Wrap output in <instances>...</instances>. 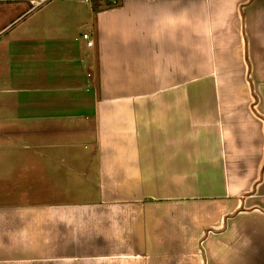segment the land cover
Instances as JSON below:
<instances>
[{
  "label": "crops",
  "instance_id": "crops-1",
  "mask_svg": "<svg viewBox=\"0 0 264 264\" xmlns=\"http://www.w3.org/2000/svg\"><path fill=\"white\" fill-rule=\"evenodd\" d=\"M28 9L0 2V264H264V0H128L90 48Z\"/></svg>",
  "mask_w": 264,
  "mask_h": 264
},
{
  "label": "rangeland",
  "instance_id": "rangeland-1",
  "mask_svg": "<svg viewBox=\"0 0 264 264\" xmlns=\"http://www.w3.org/2000/svg\"><path fill=\"white\" fill-rule=\"evenodd\" d=\"M2 1L4 0H0V2ZM55 4L71 5L72 9H70V11L68 9H54L53 12H51V9H49V12H44L47 7L49 8V6ZM31 14L32 15H29V17L33 16L34 19L38 20H40L41 17H51L52 19H54L55 23H58L60 25V29L71 37H75L76 35H78L81 38L83 32L92 31L91 23L94 11L93 8H91L88 4L75 1H52ZM28 20L29 22L32 21V17ZM49 22H51V19H49ZM55 26L56 24H54V27ZM61 26L63 27V29L61 28Z\"/></svg>",
  "mask_w": 264,
  "mask_h": 264
},
{
  "label": "built area",
  "instance_id": "built-area-1",
  "mask_svg": "<svg viewBox=\"0 0 264 264\" xmlns=\"http://www.w3.org/2000/svg\"><path fill=\"white\" fill-rule=\"evenodd\" d=\"M52 1H75L88 4L93 10H103L122 6L128 0H26L29 6L28 13L37 11ZM82 39L85 41L87 47H93L94 41L89 34L84 33Z\"/></svg>",
  "mask_w": 264,
  "mask_h": 264
},
{
  "label": "trees",
  "instance_id": "trees-1",
  "mask_svg": "<svg viewBox=\"0 0 264 264\" xmlns=\"http://www.w3.org/2000/svg\"><path fill=\"white\" fill-rule=\"evenodd\" d=\"M94 11L97 12V11H99V10L95 9Z\"/></svg>",
  "mask_w": 264,
  "mask_h": 264
}]
</instances>
